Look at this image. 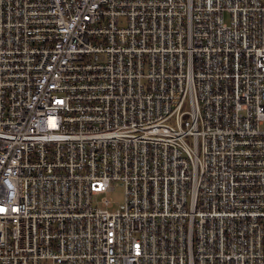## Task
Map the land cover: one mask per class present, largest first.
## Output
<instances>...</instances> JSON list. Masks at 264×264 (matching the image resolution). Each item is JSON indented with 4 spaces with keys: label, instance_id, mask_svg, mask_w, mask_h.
Listing matches in <instances>:
<instances>
[{
    "label": "built area",
    "instance_id": "built-area-1",
    "mask_svg": "<svg viewBox=\"0 0 264 264\" xmlns=\"http://www.w3.org/2000/svg\"><path fill=\"white\" fill-rule=\"evenodd\" d=\"M0 264H264V0H0Z\"/></svg>",
    "mask_w": 264,
    "mask_h": 264
},
{
    "label": "rangeland",
    "instance_id": "rangeland-1",
    "mask_svg": "<svg viewBox=\"0 0 264 264\" xmlns=\"http://www.w3.org/2000/svg\"><path fill=\"white\" fill-rule=\"evenodd\" d=\"M114 201V208L121 204L123 201V188L121 185H117L113 191L109 193V195Z\"/></svg>",
    "mask_w": 264,
    "mask_h": 264
}]
</instances>
